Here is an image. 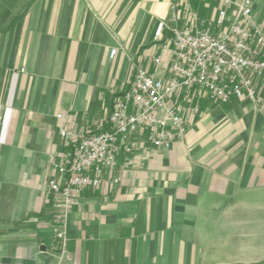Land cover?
<instances>
[{"label": "crops", "instance_id": "obj_1", "mask_svg": "<svg viewBox=\"0 0 264 264\" xmlns=\"http://www.w3.org/2000/svg\"><path fill=\"white\" fill-rule=\"evenodd\" d=\"M241 1L191 5L208 27L204 9L230 15ZM252 7L264 32V0ZM173 17L170 0H0V264H264V79L259 102L201 101L169 149L133 135L72 207L58 258L47 184L72 151L59 131L106 128L112 96L141 55L162 53L153 38L170 40Z\"/></svg>", "mask_w": 264, "mask_h": 264}, {"label": "built area", "instance_id": "obj_2", "mask_svg": "<svg viewBox=\"0 0 264 264\" xmlns=\"http://www.w3.org/2000/svg\"><path fill=\"white\" fill-rule=\"evenodd\" d=\"M170 9L174 16L170 40L154 36L162 53L140 56L143 65L135 68L127 87L112 96L106 128L86 134L59 131L62 138L76 141L63 161H52L57 175L47 184L52 214L46 225L58 244L59 259L67 256L72 207L86 188L98 187L104 174H111L121 153H131L133 135L146 131L154 148L169 149L185 138L189 116L196 115L201 101L259 102L264 32L253 17L252 0H242L230 15L220 8L216 32L200 26L191 0H170ZM181 14L187 25H178ZM115 53L111 50L110 57Z\"/></svg>", "mask_w": 264, "mask_h": 264}, {"label": "rangeland", "instance_id": "obj_3", "mask_svg": "<svg viewBox=\"0 0 264 264\" xmlns=\"http://www.w3.org/2000/svg\"><path fill=\"white\" fill-rule=\"evenodd\" d=\"M218 10H219L218 4H216L215 6H213L211 8L204 9V12L200 16L201 20H203L204 23L209 24L208 28H210V30L213 32H215L214 31V22H215L216 14H217ZM213 104H219V103H213ZM193 119H194V117L192 119L190 118L191 121H189V124L192 123ZM71 140H72V143L70 144V146L73 149L76 141L74 139H71Z\"/></svg>", "mask_w": 264, "mask_h": 264}]
</instances>
